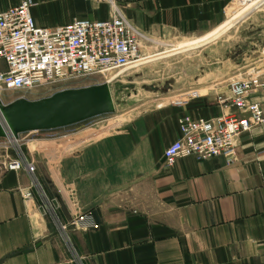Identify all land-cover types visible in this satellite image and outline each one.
I'll use <instances>...</instances> for the list:
<instances>
[{
    "label": "crops",
    "instance_id": "obj_1",
    "mask_svg": "<svg viewBox=\"0 0 264 264\" xmlns=\"http://www.w3.org/2000/svg\"><path fill=\"white\" fill-rule=\"evenodd\" d=\"M34 2L39 27L76 18L105 20L117 10L148 40L215 38L203 45L241 27L240 21L251 20L264 5V0L243 6L239 0H114L110 8L102 0ZM17 4L0 0V11ZM237 6L241 10L233 14ZM228 95V86H213L182 108L157 106L117 129L89 125L26 140L31 133H24L21 155L0 139V264H264V126L237 139L230 163L190 156L168 166L164 160L180 137L179 118L210 120L234 112L217 102ZM12 161L23 163L21 169H10ZM88 214L98 228L73 225Z\"/></svg>",
    "mask_w": 264,
    "mask_h": 264
},
{
    "label": "built area",
    "instance_id": "obj_2",
    "mask_svg": "<svg viewBox=\"0 0 264 264\" xmlns=\"http://www.w3.org/2000/svg\"><path fill=\"white\" fill-rule=\"evenodd\" d=\"M109 1L114 5V0ZM251 1L255 0H239V5ZM34 6V0H18L17 5L0 11V63L4 65L0 67V94L85 77L99 76L105 83L108 76L132 67L141 58L147 37L117 10L105 20L76 18L65 25L39 27L32 15ZM228 89L229 95L219 96L217 102L234 112L210 120L190 115L179 118L180 137L164 152L168 166L190 156L198 160L221 157L230 163L236 157L237 139L264 126V73L232 78ZM201 96L198 89H190L170 104L182 108ZM22 164L12 161L9 168L19 170ZM25 167L34 173L33 165L26 162ZM73 225L98 228L90 214L79 216Z\"/></svg>",
    "mask_w": 264,
    "mask_h": 264
},
{
    "label": "rangeland",
    "instance_id": "obj_3",
    "mask_svg": "<svg viewBox=\"0 0 264 264\" xmlns=\"http://www.w3.org/2000/svg\"><path fill=\"white\" fill-rule=\"evenodd\" d=\"M102 1L111 8L109 0ZM240 10L241 7L237 6L233 14H237ZM250 19L240 21L241 27L238 26L232 31H224L219 35L218 42L211 40L209 45L202 43L215 38L211 37L204 41L183 38L143 41L142 55L137 63L139 67L112 74L114 80L120 77L110 83L113 91L115 83L133 84L137 89L136 95L132 94L131 97H127L125 104L117 103L114 113L101 115L58 130L30 132L31 134L23 136L24 139L51 136L65 129L67 131L89 125L117 129L127 125L145 111L170 104L178 95L190 89H198L203 95L213 86H228L232 78H244L257 71L264 73V6L251 14ZM223 39H226V42L221 44ZM151 47L153 48L150 49ZM223 74L225 75L222 76ZM102 83H104L103 79L99 76L85 77L64 83L46 84L29 90L5 91L0 94V98L4 104H9L19 98L40 100L63 90L85 88ZM151 85H158L161 88L168 87V91L155 93L144 89V86ZM9 141L21 155L19 146L21 140ZM5 148L9 149L8 146Z\"/></svg>",
    "mask_w": 264,
    "mask_h": 264
},
{
    "label": "water",
    "instance_id": "obj_4",
    "mask_svg": "<svg viewBox=\"0 0 264 264\" xmlns=\"http://www.w3.org/2000/svg\"><path fill=\"white\" fill-rule=\"evenodd\" d=\"M146 91L166 93L168 87L144 86ZM137 94L135 85L102 83L67 89L40 100L19 98L4 104L0 98V139L19 140L21 134L50 131L114 113L117 103Z\"/></svg>",
    "mask_w": 264,
    "mask_h": 264
},
{
    "label": "bare ground",
    "instance_id": "obj_5",
    "mask_svg": "<svg viewBox=\"0 0 264 264\" xmlns=\"http://www.w3.org/2000/svg\"><path fill=\"white\" fill-rule=\"evenodd\" d=\"M140 60V59H139ZM139 60L132 66V67H130V68H128V69H134V68H137V67H139L138 65H137V63L139 62ZM128 69H126V70H123L122 72H125V71H127ZM120 76H118L115 80H114V78H113V75H110V76H108L107 78H106V80H108V82H106L107 84H110V83H113V82H115L118 78H119ZM109 78H112L111 80H109ZM115 84H117V83H115ZM119 84H121L120 82H119ZM14 141H16V140H14Z\"/></svg>",
    "mask_w": 264,
    "mask_h": 264
}]
</instances>
